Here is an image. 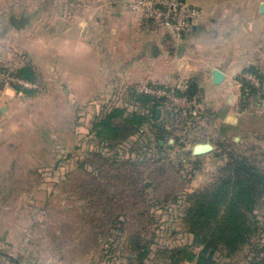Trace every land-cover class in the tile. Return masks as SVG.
<instances>
[{
	"label": "rangeland",
	"instance_id": "1",
	"mask_svg": "<svg viewBox=\"0 0 264 264\" xmlns=\"http://www.w3.org/2000/svg\"><path fill=\"white\" fill-rule=\"evenodd\" d=\"M197 7L201 15L193 26L197 23L204 33L211 18L226 23L253 12V5H210L204 14ZM3 9L0 5V28L12 11ZM249 23L241 21L238 36L259 39L245 31ZM250 48L243 68L227 80L235 93L232 104H223L221 90L210 89L199 74L114 91L97 105L70 104L59 79L37 72L16 45L0 43L1 106L13 103L5 100V89L15 90L13 111L6 116L3 105L0 113V251L23 260L20 264H47L48 252L65 255L66 264H72L68 258L78 260L84 245L88 264H108L129 253L136 264H174L178 248L198 253L202 246L193 245L185 220L189 197L218 180L231 153L254 154L264 164V27L263 42ZM24 66L34 70V80L17 75ZM192 81L198 93L185 96ZM140 95L154 99L144 103ZM153 106L159 116L147 117L126 139L107 143L97 138L95 124L112 109L124 108L130 116ZM229 111L238 116L236 126L220 122ZM200 142L214 149L195 155L193 147ZM134 237L151 249L143 262L131 245ZM39 245L44 249L37 251ZM251 247L232 257L220 255L219 263L248 264ZM37 252L45 256L35 262Z\"/></svg>",
	"mask_w": 264,
	"mask_h": 264
},
{
	"label": "crops",
	"instance_id": "2",
	"mask_svg": "<svg viewBox=\"0 0 264 264\" xmlns=\"http://www.w3.org/2000/svg\"><path fill=\"white\" fill-rule=\"evenodd\" d=\"M263 1L185 0L199 6L203 14L210 5H253V12L249 15L246 10L245 17L239 15L226 23L211 18V26L205 33L196 23L178 36L141 12L131 10L123 0H0V5H5L2 13L12 10L33 16L31 24L22 30L15 29L9 21L2 24L0 43L16 45L29 55L37 72L59 79L70 104L78 100L81 104L92 101L100 105L103 97L114 91L143 89L155 83L202 74L210 89L221 90L218 94L223 99L221 102L229 105L235 93L232 85L227 86V80L243 68L245 52L263 42L264 13L260 12ZM247 19L250 23L243 25L245 31H254L260 35L259 39L243 40L238 36L242 32L241 21L248 23ZM214 68L226 73L220 84L213 82ZM14 94L15 90L7 87L5 100L15 104ZM13 103L3 104L7 106L6 116L13 111ZM3 105H0L1 114ZM220 122L236 126L238 116L229 111ZM41 246L44 245L37 246L36 250L44 249ZM51 249L48 243V251ZM87 249L86 245L79 248L78 260L68 259L72 264H88ZM43 256L44 252L41 255L37 252L35 262ZM135 261L137 257L129 253L125 259L116 255L108 264H136ZM22 262L12 253L0 251V264ZM46 262L70 261L65 255L48 252ZM184 264L195 262L185 260Z\"/></svg>",
	"mask_w": 264,
	"mask_h": 264
},
{
	"label": "trees",
	"instance_id": "3",
	"mask_svg": "<svg viewBox=\"0 0 264 264\" xmlns=\"http://www.w3.org/2000/svg\"><path fill=\"white\" fill-rule=\"evenodd\" d=\"M17 75L28 81L35 79L34 70L29 66L21 67ZM257 90L253 87V91ZM197 93L198 85L192 81L183 94L191 97ZM153 99L150 95L139 96L144 103ZM153 107L148 113L130 116L125 114L124 108L112 109L95 124L97 138L107 143L126 139L147 117L159 116ZM189 200L185 220L194 236L193 245L198 242L202 247L198 253L189 247L176 249L172 258L174 264L183 259L195 264H220L218 256L232 257L245 245H251L254 254L248 264H264V164L260 165L256 155L229 154L218 180L194 191ZM131 245L140 262L151 252L138 237H134Z\"/></svg>",
	"mask_w": 264,
	"mask_h": 264
},
{
	"label": "built area",
	"instance_id": "4",
	"mask_svg": "<svg viewBox=\"0 0 264 264\" xmlns=\"http://www.w3.org/2000/svg\"><path fill=\"white\" fill-rule=\"evenodd\" d=\"M123 1L131 10L141 12L146 18L161 26L169 27L176 35H181L191 28L201 15L197 6H192V4L181 0Z\"/></svg>",
	"mask_w": 264,
	"mask_h": 264
},
{
	"label": "water",
	"instance_id": "5",
	"mask_svg": "<svg viewBox=\"0 0 264 264\" xmlns=\"http://www.w3.org/2000/svg\"><path fill=\"white\" fill-rule=\"evenodd\" d=\"M181 1H185V0H181ZM260 12L264 13V1L260 4ZM32 14L30 13H26V12H22L20 14H17L15 12H11L8 15V20L10 22V24L17 30H22L25 29L26 27H28L31 24L32 21ZM212 75H213V82L215 84H220L223 82V80L226 77V73L224 71H222L219 68H214L212 71ZM4 107L1 109V111H4ZM214 149V146L212 143L210 142H200L194 145L193 147V153L195 155H200V154H204L207 152H210Z\"/></svg>",
	"mask_w": 264,
	"mask_h": 264
}]
</instances>
